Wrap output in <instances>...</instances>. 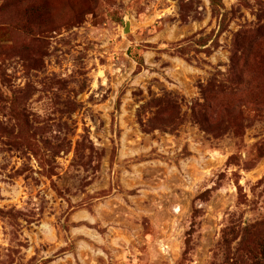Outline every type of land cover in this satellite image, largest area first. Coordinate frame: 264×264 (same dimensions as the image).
Instances as JSON below:
<instances>
[{"label":"rangeland","instance_id":"rangeland-1","mask_svg":"<svg viewBox=\"0 0 264 264\" xmlns=\"http://www.w3.org/2000/svg\"><path fill=\"white\" fill-rule=\"evenodd\" d=\"M0 264H264V0H0Z\"/></svg>","mask_w":264,"mask_h":264},{"label":"water","instance_id":"water-1","mask_svg":"<svg viewBox=\"0 0 264 264\" xmlns=\"http://www.w3.org/2000/svg\"><path fill=\"white\" fill-rule=\"evenodd\" d=\"M130 29V22L127 21V24H126V28H125V31L129 30Z\"/></svg>","mask_w":264,"mask_h":264}]
</instances>
